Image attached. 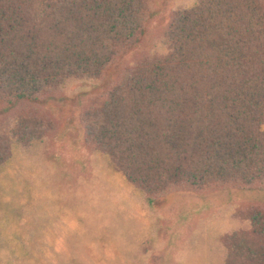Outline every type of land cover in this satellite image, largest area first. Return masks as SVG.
Returning <instances> with one entry per match:
<instances>
[{
  "label": "trees",
  "instance_id": "1",
  "mask_svg": "<svg viewBox=\"0 0 264 264\" xmlns=\"http://www.w3.org/2000/svg\"><path fill=\"white\" fill-rule=\"evenodd\" d=\"M159 13L156 0H0V170L52 162L71 102L83 146L145 207L264 190V0ZM240 215L222 264H264V201Z\"/></svg>",
  "mask_w": 264,
  "mask_h": 264
},
{
  "label": "rangeland",
  "instance_id": "2",
  "mask_svg": "<svg viewBox=\"0 0 264 264\" xmlns=\"http://www.w3.org/2000/svg\"><path fill=\"white\" fill-rule=\"evenodd\" d=\"M186 1L156 0L163 22ZM55 112L65 128L54 160L18 157L0 170V264H222V235L244 226L245 203L264 201L255 189L175 192L145 207L83 146L77 105Z\"/></svg>",
  "mask_w": 264,
  "mask_h": 264
}]
</instances>
